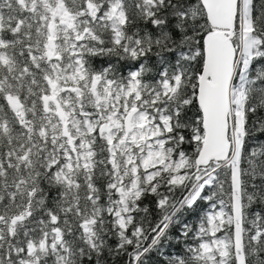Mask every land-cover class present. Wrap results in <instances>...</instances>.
Wrapping results in <instances>:
<instances>
[{"label":"snow or ice","instance_id":"1","mask_svg":"<svg viewBox=\"0 0 264 264\" xmlns=\"http://www.w3.org/2000/svg\"><path fill=\"white\" fill-rule=\"evenodd\" d=\"M0 264H264V0H0Z\"/></svg>","mask_w":264,"mask_h":264}]
</instances>
